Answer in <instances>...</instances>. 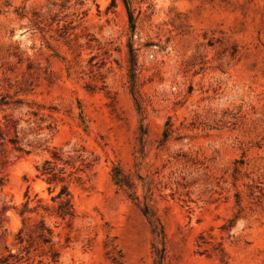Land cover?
<instances>
[{"label": "rangeland", "instance_id": "374dc122", "mask_svg": "<svg viewBox=\"0 0 264 264\" xmlns=\"http://www.w3.org/2000/svg\"><path fill=\"white\" fill-rule=\"evenodd\" d=\"M0 128V258L264 264V0H0Z\"/></svg>", "mask_w": 264, "mask_h": 264}, {"label": "trees", "instance_id": "16d2710c", "mask_svg": "<svg viewBox=\"0 0 264 264\" xmlns=\"http://www.w3.org/2000/svg\"><path fill=\"white\" fill-rule=\"evenodd\" d=\"M5 141L6 139L4 133L0 128V146H4ZM52 155L56 159H62L59 150H54ZM40 168L41 167L38 166L39 170ZM41 172L43 175H46V180L49 183L59 184L60 182H62L60 191L56 196L53 197L54 200H59L58 204L55 206L44 205L41 203V199H38L37 204H35L34 206H30L31 199L28 198L25 202H23V207L19 209L20 214L23 216V220L25 221L26 219L31 218V216L26 215L28 212L41 213L40 208H43L49 215L58 216L68 223L71 222V220L76 215V210L72 199V194L69 189V184L66 183L67 176L65 175L66 171L64 167L56 170V167L55 165H53L51 160H45L41 168ZM42 216H44V214ZM37 228L39 230L38 237L40 238L41 242L49 246L48 252L50 253L52 261L58 262L60 251L55 247V242L53 241V229L46 225L44 218H40ZM22 231L23 229H21L18 233L19 243L21 244L24 241ZM31 245L32 243H30L29 246ZM25 248H28V246ZM18 261V255L12 253L10 250H8V253L3 254L0 258V264H18Z\"/></svg>", "mask_w": 264, "mask_h": 264}]
</instances>
